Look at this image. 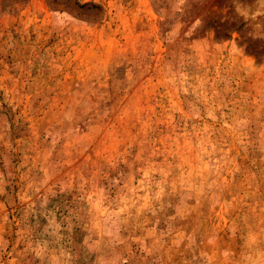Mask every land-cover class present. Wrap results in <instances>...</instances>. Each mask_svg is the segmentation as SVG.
<instances>
[{"label":"rangeland","instance_id":"1","mask_svg":"<svg viewBox=\"0 0 264 264\" xmlns=\"http://www.w3.org/2000/svg\"><path fill=\"white\" fill-rule=\"evenodd\" d=\"M0 264H264V0H0Z\"/></svg>","mask_w":264,"mask_h":264}]
</instances>
